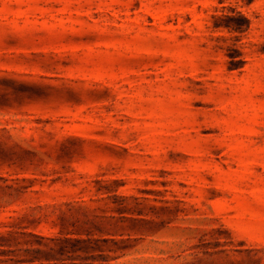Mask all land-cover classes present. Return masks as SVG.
<instances>
[{
	"label": "rangeland",
	"instance_id": "rangeland-1",
	"mask_svg": "<svg viewBox=\"0 0 264 264\" xmlns=\"http://www.w3.org/2000/svg\"><path fill=\"white\" fill-rule=\"evenodd\" d=\"M0 264H264V0H0Z\"/></svg>",
	"mask_w": 264,
	"mask_h": 264
}]
</instances>
